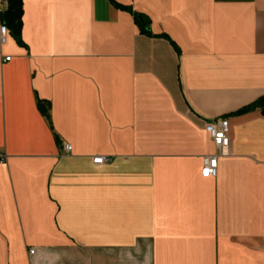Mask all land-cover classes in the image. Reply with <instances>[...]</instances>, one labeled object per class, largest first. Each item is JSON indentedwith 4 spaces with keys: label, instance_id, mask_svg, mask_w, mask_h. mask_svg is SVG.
I'll use <instances>...</instances> for the list:
<instances>
[{
    "label": "crops",
    "instance_id": "1",
    "mask_svg": "<svg viewBox=\"0 0 264 264\" xmlns=\"http://www.w3.org/2000/svg\"><path fill=\"white\" fill-rule=\"evenodd\" d=\"M22 10L23 45L0 42V264H264V113L238 114L264 98V0Z\"/></svg>",
    "mask_w": 264,
    "mask_h": 264
},
{
    "label": "trees",
    "instance_id": "2",
    "mask_svg": "<svg viewBox=\"0 0 264 264\" xmlns=\"http://www.w3.org/2000/svg\"><path fill=\"white\" fill-rule=\"evenodd\" d=\"M2 8L0 9V24L5 26L9 31L10 35L16 41L18 45H23L21 39V30H22V0H1ZM122 8V7H121ZM130 11L127 8H122ZM134 22L139 28L141 34L150 36V21L147 17L132 13ZM38 107L39 103H38ZM261 108L264 113V98L258 100L254 104L247 106L240 110L238 114L247 112L255 108ZM44 116L48 117L47 110H42Z\"/></svg>",
    "mask_w": 264,
    "mask_h": 264
},
{
    "label": "built area",
    "instance_id": "3",
    "mask_svg": "<svg viewBox=\"0 0 264 264\" xmlns=\"http://www.w3.org/2000/svg\"><path fill=\"white\" fill-rule=\"evenodd\" d=\"M2 3V2H1ZM7 32V28L0 25V42H4V36ZM4 60H9V57L4 58ZM205 131L209 134L212 143L218 150V154H224L228 144H229V129L228 120L225 118H220L215 121L208 122L204 127ZM66 152H69L70 148L68 145L64 146ZM110 161V158L104 156H95L92 158V163L96 165L106 164ZM217 171V155H209L203 157V164L201 169L202 177H215ZM33 251H30V254Z\"/></svg>",
    "mask_w": 264,
    "mask_h": 264
}]
</instances>
